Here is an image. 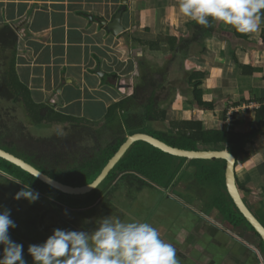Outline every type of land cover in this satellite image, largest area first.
<instances>
[{
    "label": "crops",
    "instance_id": "0c3cea01",
    "mask_svg": "<svg viewBox=\"0 0 264 264\" xmlns=\"http://www.w3.org/2000/svg\"><path fill=\"white\" fill-rule=\"evenodd\" d=\"M178 4L179 0H128L122 18L125 31L120 36H114L102 28L98 20L111 21L122 8V0H0V29L9 26L18 34L16 72L20 81L29 88L33 102L36 105H46L50 110L65 116L77 117V120L83 121L84 116L88 117L87 112L93 117L101 109L105 113L102 116L108 117L114 105L134 95L137 86H140L137 82L144 81L146 76L158 81L154 88L148 89L146 95L156 96V110L166 112V116H160L159 120L151 121L150 125L146 124L137 132L132 133L124 128L125 136L139 132L152 135L156 131L160 132L159 127L176 136L173 123L195 119L202 121L204 128L214 122L211 128L218 131L217 119L207 118L205 114L216 112V107L222 110L224 124L220 128L227 125L235 134H242L240 129L243 127L244 135H253L252 140L244 146V151L250 158L247 159L242 154L240 159L246 158V165L251 166L255 173L258 172L260 178H256L259 181L255 183L250 177L251 173L244 170L245 177H248L245 180L249 184L242 183L243 178L240 182L251 192L263 193L261 199L264 200V191L260 186L264 177V123L255 122L256 111L264 106V12L259 27L254 32L240 34L230 26L212 22L209 30L216 29L217 33L201 37L198 43L191 44L187 53H177L171 50L167 39L176 37L179 39V46L184 41L193 42L197 36L193 26L195 22L178 14ZM133 33L137 37L132 36ZM157 37L162 41L160 50L151 51L149 43ZM159 60L172 67L167 66L161 74L170 75L174 69L181 78L178 86H183L177 89L175 98L167 100L166 109L163 110L160 107L165 101H161L159 95H156L163 86L160 82L161 74L151 76L155 64L160 63ZM247 65L259 72L255 76H251V73L242 75L243 67ZM98 67L104 76L97 74ZM158 68H162L161 65ZM157 71L160 72V69ZM200 80L203 89L198 96L208 97V103L214 105L211 110H205V113L194 102V90L190 92L189 88L192 83L198 84ZM104 82L108 87L104 86ZM163 91L161 89L160 92ZM226 95L233 98L230 99V104L231 101L234 103L229 105L230 108L223 109L217 103ZM213 99L219 100L214 101V104ZM130 105L131 109L134 107L133 110H136L134 114L137 111L145 114L143 109H139V102H131ZM171 106L175 110L172 115L176 113L182 117H169L167 111ZM77 110H80L79 114L74 115L73 112L76 113ZM190 110H196L197 114L192 116L189 113L190 117L186 116ZM122 113L121 110L117 112L118 124L119 121L122 124ZM94 117H97L96 121L100 120L98 115ZM94 117H89L91 128H97L91 126ZM66 122L62 117L55 120V123ZM164 123L168 125L165 127ZM207 146L220 147L214 144ZM147 148L152 150L148 146ZM223 149H227V146ZM165 161L171 163V167L182 164L180 161L174 165L170 156ZM188 162L189 165L191 161ZM248 196L260 203L261 199H257L255 194ZM163 199L164 197L162 201ZM166 201L159 209L162 212L172 209L166 207V203L173 207L175 204L180 206L174 200ZM258 203L251 202L252 205ZM195 228H181L179 233H193ZM255 255V252H249V256L254 258Z\"/></svg>",
    "mask_w": 264,
    "mask_h": 264
},
{
    "label": "rangeland",
    "instance_id": "374dc122",
    "mask_svg": "<svg viewBox=\"0 0 264 264\" xmlns=\"http://www.w3.org/2000/svg\"><path fill=\"white\" fill-rule=\"evenodd\" d=\"M160 33H162V31H160ZM160 33L158 32V34H160ZM132 36L137 37L135 33H133ZM157 39H159V38L157 37L156 40ZM158 59H160V58H158ZM160 65L162 68H158V69H160V72H159V71H157L158 70L157 67ZM167 66H169V64H167V63L163 64V62H161V61H160V63H156L155 68L153 69V71H152L153 73L151 74V76H153V75L155 76L156 74H159V73L160 74L164 73L165 69L168 68ZM170 67L171 66H169V68ZM161 71H163V72H161ZM177 75H178V73H176V71L174 69L170 75L169 74H167V75L161 74L160 82H161V85L163 84V86H161L158 89V93H156V95H159L161 101H163V102L165 101L161 106L162 108L160 107L161 110L166 109L165 107H166L167 100L169 101L171 98L176 97L175 93L177 94V89L180 87H183V86H178L181 84V82H179V81H181L180 80L181 78H179L180 76H177ZM142 82L140 80L137 82V84L140 86H144L145 83L142 84ZM104 86L108 87V84L104 82ZM189 88H190V92H193V90H194V92H193L194 96H195L196 90H199V92L202 93V89H203L202 84L198 85L197 83L196 84L192 83V85H190ZM161 89H164L163 93L160 92ZM126 95L127 94H125V96ZM154 97L156 98V96H154ZM202 99L205 102L206 101L208 102V100H209L208 97L206 98L205 96ZM220 99L221 100L219 102H218L219 99H217V101L213 99V102L214 101L218 102L217 105H219V104L222 105L223 109L224 108H230L229 105L234 103L231 101V104H230V99H233V98H231V96H229V95H226L225 97H222ZM194 102H196V97H194ZM216 102H214V104ZM235 102H237V100ZM146 104H148L147 100L145 103H143L139 107V109L141 108L144 111L143 105H146ZM4 105L12 113V115H11L12 117H10V119H8L7 123H9V128L11 129L13 135L11 136L12 138H9V136L4 137L3 138L4 140L1 141L2 146H4L6 143H11L15 146L17 145L19 147L20 151H23L27 155H30V156H33L35 153H37L38 149H42L44 147L46 148L45 152L46 153H49V152L53 153L52 155L57 154V156H58L59 151L64 152L63 149L57 150V146L53 145L51 142H47L49 140H45L47 138L55 137L58 135H60V136L66 135L64 133L65 132L64 130H62V129L60 130V128L49 127L48 124H46L47 127H44V128H48V129H54L55 128L56 131L51 130L50 133L45 132L46 129H43L42 126L39 127L40 128L39 129L36 126V124H34L33 120L31 118H29L26 110L24 109L23 105L20 102H12V101L9 102L8 101V102H4ZM102 107H103V105H102ZM173 111H175L174 107L171 106V108H169L167 111L169 117L173 114L172 113ZM190 111L186 114V116L190 117L189 113H191L192 116H195L194 113H196V110H190ZM200 111L202 113L204 111V113H205L204 107H201ZM221 111L222 110H220L216 107V112H213V113L212 112H210V113L206 112V114H205V115H207L206 116L207 118L210 117L211 119H213V117H215V119H217L216 123L218 125H216V127L218 130H220L221 129L220 127L224 124L223 123L224 122L223 121V112H221ZM78 112H80V110H77L76 113L73 112V114L77 115V114H79ZM139 112H142V111H139ZM103 114H105V113L101 112V109H98L94 113L93 117L95 115H98L100 117V120L96 121L97 117H94L95 119H94V122L91 121V123H92L91 126L97 127L95 129L96 131L101 130L100 134H102L105 138L104 139V145H105L106 142H108L109 137L114 136L113 130L114 131H115V129L119 130L118 127L120 126V124H118V120H117L116 116H111L108 118L105 115L102 116ZM86 115L88 117L84 116L85 120H83V121L77 120L76 119L77 117H74L73 122H72V120L70 122H72V124H74V125H80L83 127H86V126L90 127V123H89L90 118L89 117H91V119L93 117L88 112L86 113ZM172 116L174 118L182 117L180 115H177L176 113H175V115H172ZM229 119L231 120V118H229ZM248 120H250V119H248ZM167 122L169 124L171 123V121H167ZM168 123H164L165 127H166V125H168ZM212 123H214V122H211L209 124V126L207 124V126L205 128L207 131H213L211 128ZM150 124L151 123H149L148 125H150ZM247 127L249 129L250 125H248ZM160 128L162 129V131ZM148 129L151 130L150 128H148ZM159 131L160 132L156 131L157 133L156 132L155 133L157 135L167 134L170 137L173 135L172 132L168 133L165 130V128H163V127H159ZM244 131L245 130L242 127L240 129V132L243 134ZM53 133H55V134H53ZM25 134H26V136H25ZM92 134L93 133H91L89 135L92 136ZM7 139H8V142H7ZM42 140H43V142H42ZM88 141H89V139H88ZM92 145L93 144L91 142H87L83 145V148H85V150H86V148L90 149L92 147ZM222 147L220 145L219 148H222ZM225 148H226V146H225ZM67 150H69V149H67ZM90 154H92V153H90ZM18 156L24 158L21 155H18ZM244 157H246V156H244ZM244 157H243V159H240V162L238 163V166H237L238 179L240 181V179L243 178L241 180V182L242 183L244 182V184L248 182V184H249V181L245 180V178L248 179V177H245V173H244V170L245 171L248 170V172L251 173L250 177L252 178L253 182L256 183V181H259V179H256V178H260L259 174H258V172L255 173V171L252 170L253 168L251 166L246 165L247 161H246V158H244ZM52 161H53V159H52ZM68 161L71 162L70 159ZM188 163H189L188 161L184 162V160H182L181 166H179V167L175 166L174 170L171 167L169 173H167V175H166V179H164V181H163V183H164L163 187L165 186L166 190L168 189L170 191L171 183L174 185H178V182H182V181L188 182L186 180L187 178L191 179L190 180L191 183L196 181V183L198 184V187L200 189L203 188L205 186V181H202L200 179V177L202 175L201 169L204 167L203 165L208 164V166L211 165L213 167V165H218L220 162H195V161H191L189 165H188ZM194 163H198V164H194ZM203 163H206V164H203ZM64 164H65V162L61 158L58 157L56 159L57 168H56V166L53 167V170L48 174L49 175L51 174L54 176L56 174H57V176L61 175L60 173H63V172H59L58 169H61V166ZM242 164H244L245 166H243ZM168 184H170V185H168ZM263 184H264V177L262 180V184L260 185L263 188L262 190L264 191ZM4 188H5V186L3 184L2 185L0 184V212H3L5 210L10 212V218L14 221L16 227L9 229V236L11 238V234L15 233V237L17 240L15 238L14 239L11 238V240L18 243V244L23 245L24 259L27 261V264H33L32 258L28 254V251H27L29 245H32V244L38 245V244L44 243L46 241V239L53 234V231L55 229L68 230V231H81V230L86 231L85 230L86 224H85V226H82V220L81 219L79 221V227H80L79 229L71 228L68 226L67 222H69V221L71 222L72 220H74L73 215L69 211L63 212L65 209L62 210V209H60L61 207L56 206L55 209L60 210L61 211L60 214L56 213V215L55 214H49V215L45 216L43 214V212H44V210H47L48 203H46L44 201L37 200L36 202L29 204L28 201H26L24 199H21L19 201L15 200L14 198L10 199V198H8V193L7 192L5 193ZM105 188H106V186L103 189H105ZM180 188H182L181 185L179 186L178 194L182 193V190ZM194 189H198V188L192 187V190H194ZM155 190L145 189L144 192L141 194V196H143V198H139L140 200L137 202H136V196L139 193H132V192H130L131 190L129 191L126 188L121 189L120 191L118 189L113 194H110V193L106 194L107 195L106 197L109 198L110 202L117 205V210L116 211L112 210L111 206L109 207V209L103 210V212L105 213L104 218L108 217V213L111 209L112 212H115L116 215L119 214V216H121V219H124V220H128V219L133 220L134 219V220H139L141 222L150 223L153 227H155L160 232L161 238L164 241L173 245V247L176 250V258L178 260V264H248L247 261L249 258V252H247V250L244 251L242 249V247L238 248V250H236L237 249L236 244L233 242L232 239L228 238L223 232L215 230L213 227L209 228V226H210L209 224H207V225L204 224L202 227L195 228L196 224L202 222L201 219H199L196 216H193L192 214H190L187 211H184L179 205L175 204L176 206L173 207L172 205L166 203L165 204L166 207H168L169 209L170 208H172V209L165 211V212L160 211L159 209H160L161 205L163 204V202L165 200H167V197L165 198L166 194H163V192L158 191V189H155ZM184 190L185 189L183 188V191ZM18 191H20V190L14 189L13 193L16 194ZM211 191L213 193L216 191L212 185L209 186V190H207L206 193H204L200 196L198 201H200L201 204H202L203 200H207L206 202L212 200V202H213V197H212ZM258 192L254 191L253 193H255V197L257 199L258 198L261 199V196L259 195ZM95 193L98 195H101L100 192H98V191ZM15 194H12V196L14 197ZM159 194H161L162 196H160ZM189 194H191L193 196V192H189ZM247 194L248 193L245 192L244 196L246 197ZM9 195H11V194H9ZM91 195H93V194H91ZM248 195H251V194L249 193ZM88 197H90V195ZM88 197L84 198V200H81V199L79 200L78 198L74 199V200L76 202L81 201V203H86ZM162 197H164L163 201H162ZM246 203L248 204L247 201H246ZM148 204H149L150 209H148ZM210 204H211L210 202L206 203V209H205L206 211L208 210V205H210ZM61 205L67 206L65 204H61ZM71 205L77 206V204L76 205L71 204ZM72 206H70V208H72ZM67 207H69V206H67ZM50 209H53V207L50 206ZM72 209H80V208H72ZM158 210L160 213L158 212ZM199 210H202V209L199 208ZM75 211H76V213H78L77 215H80L78 210H75ZM117 211H119V213H117ZM175 211L178 213H181V211H182V213L179 215ZM100 212H101V207L84 211L81 213V215H83L85 217L87 215L86 218H91V219L93 218L94 223H98V221L101 220V218L98 217V214ZM93 214H95V215H93ZM217 216L220 217L219 213H217ZM261 220L263 221V219H261ZM164 227H166L167 230H169V228H172L173 230H175L176 234H178V235L176 237L171 236L167 230L163 229ZM181 228H187V229H191V228L194 229L195 228V230L193 233L192 232H190V233L183 232V233L179 234V231L182 230ZM243 233H245L244 230H243ZM174 235H175V233H174ZM237 251H238V253H237ZM26 252L28 255L26 254ZM255 264H256V262H255Z\"/></svg>",
    "mask_w": 264,
    "mask_h": 264
},
{
    "label": "trees",
    "instance_id": "16d2710c",
    "mask_svg": "<svg viewBox=\"0 0 264 264\" xmlns=\"http://www.w3.org/2000/svg\"><path fill=\"white\" fill-rule=\"evenodd\" d=\"M211 24L213 23L211 22ZM193 26L197 31V36L193 39V42L184 41L181 45L178 46L179 39H177L176 37L167 39L168 42H170L171 50H173V52L175 51L177 53H187L192 43H198L199 40L203 38V36H211L218 31L216 29L209 30L212 25L209 27H203L194 23ZM18 40L19 37L17 32L11 27L4 26L0 29V103L8 101L20 102L26 110L29 118L33 120L34 124L55 122L56 118L60 119V117H62L66 121L70 122L72 120L73 122V117L57 113L54 110H50L46 105H36L33 102L29 88L20 81L16 72ZM161 42V39L150 42V50H160ZM258 72V69L252 68L250 65H247L243 67L241 74L246 75L251 73V76H255V74H257ZM143 80L144 81L142 82V84L145 83V85L137 86L133 96L122 101L120 104L114 105L110 109L108 116V118L111 116H116V118H118L117 112L121 110V112H123L122 125L126 130L132 133L137 132V130L143 129L146 124H149L153 120H159L160 116H166V112H160L156 110V107L158 106L157 98H155L154 96H146L148 89L154 88L158 84V81L150 78L149 76L144 77ZM200 84H202L201 80L198 82V85ZM198 95H201V92H199V90H196L195 97L197 100V106L204 107L206 111L211 110L214 105L212 103L203 101L201 96ZM146 100L148 101V104L143 105L146 116L145 114L142 115V112L138 111V113L136 112V114H134L136 110H133L134 107L131 109V102L135 103V101H137L142 105L146 102ZM6 112L7 110L3 111V108L0 107V134H4L6 132V127L3 123H1V119L2 117L4 118ZM255 122L264 123V106L256 111ZM119 123L121 124V121H119ZM173 130L177 137H170L167 134L157 135L156 133H152V136L166 142L173 147L187 150H195L199 143H203L206 145L214 144L215 146L221 145L223 146V148L227 146V150L233 153L237 160L241 158L242 154H245L247 159L250 158L249 154H246V152L244 151V146L249 143L250 140H252V134H235L233 129H230V127L227 125H224L223 128L218 131H207L205 130L202 121H199L198 119L185 123H173ZM1 137L2 136H0V145ZM124 141L125 140L123 138L119 139V141L115 145H113V147H109L111 152L107 155L106 158L96 161L95 165L92 164L95 169L94 173H88L81 178L78 177L74 172H63L60 173L61 175L59 176H57V174L55 176L50 174V176L67 185L84 186L90 184L98 177L105 164L121 147ZM12 145L13 144L11 143H6L3 147L8 151L13 152L14 148H11ZM167 156L168 155H165L164 153H161L157 150H149L147 146L138 143L132 148L130 153L117 167V169L111 172L108 180H114L117 175L124 172L125 174H123L122 176L123 180L134 179L143 185L149 184L147 181H145L148 180L151 183L156 184L157 186H163V181L164 179H166V175L171 169V165L165 161ZM92 165H90V167ZM224 169L225 165H218L216 167H212L211 165L206 167L204 166L201 169L202 175L200 179L212 182L214 186L219 189L220 187H223L224 184V177L222 173V170ZM0 171H3L9 175L7 176V178L0 175V184H3L5 186V192L9 191L10 189L21 190L23 186H30L33 191L38 192L39 194L44 195L47 198L53 199L58 203L65 204L69 207L72 206L71 204H77V206H72V208L91 207L97 202L100 197V195L93 193V195H90V197H88L86 203H81V201L76 202L74 199L59 193L57 190L45 185L33 176L20 171L13 165L1 159ZM141 176L145 180L142 179ZM8 177H12L13 180L19 181L23 186L11 182L13 180H10ZM217 195L216 205L219 207L221 212L226 215L228 221H230L233 226H237L242 221H245L244 218L238 213L233 203L221 190L218 191ZM11 238L16 239L15 233L11 234ZM262 245L264 250V244ZM2 250V246H0V254H2Z\"/></svg>",
    "mask_w": 264,
    "mask_h": 264
},
{
    "label": "clouds",
    "instance_id": "9594fccd",
    "mask_svg": "<svg viewBox=\"0 0 264 264\" xmlns=\"http://www.w3.org/2000/svg\"><path fill=\"white\" fill-rule=\"evenodd\" d=\"M262 12L264 0H179L178 4V14L197 25L219 22L240 34L256 31ZM13 198L32 204L39 193L24 186ZM15 227L10 212H0V264H27L23 245L9 236ZM27 251L33 264H178L173 245L150 223L112 215L99 220L90 232L55 229L44 243L29 245Z\"/></svg>",
    "mask_w": 264,
    "mask_h": 264
},
{
    "label": "flooded vegetation",
    "instance_id": "af4514ba",
    "mask_svg": "<svg viewBox=\"0 0 264 264\" xmlns=\"http://www.w3.org/2000/svg\"><path fill=\"white\" fill-rule=\"evenodd\" d=\"M0 107L3 108V111L7 110L6 114L4 115V118L2 117V119H1V123H3L4 126L6 127L5 128L6 132L4 134H0V136H2L1 137V141H2V140H4L3 138L6 136L7 137L9 136V138H12L11 136L13 135V133H12L11 129L9 128V123H7L8 119H10V117H12L11 116L12 113L5 107L4 102L0 103ZM46 124L52 125V127L60 128V130L62 129L65 131L64 133L66 135H63V136L58 135L55 137L45 139V140H49L47 142H51L53 145L57 146V150L63 149L64 152L59 151L58 156H57V154L52 155L53 153H50V152L46 153L45 152L46 148L44 147L42 149H38L37 153H35L33 156H30V155H27L25 152L20 151L19 147L17 145L16 146L13 145L11 148H14L13 152L17 153L18 155L23 156L26 160H28L29 162L34 164V166L37 169L41 170L42 172L46 173L47 175H49L48 173H50L53 170V167L56 166V168H57L56 159L58 157L61 158L65 162V164L61 166V169H58L59 172H64V173L74 172L80 178L87 175L88 173H94L95 169H94L93 165H95V162L98 160L106 158L107 155L111 152L110 148L113 147V145H115L119 141L120 138L121 139L123 138L124 140H126V138L128 137V136H125L126 133H125L124 126L120 123H119L120 126L118 127L119 130L115 129V131H114L112 129L114 132V134H113L114 136L109 137V140H108V142H106L105 145H104V139L105 138L102 134H100L101 130L96 131L95 130L96 128H91L88 126L83 127L80 125H74V124H72V122H69V121H67L64 124L51 122V123L36 124V126L38 128L42 126L43 129H46L45 132H48V133H50L51 130H55V128L54 129L44 128V127H47ZM91 133H93L92 136L89 135ZM53 134H55V133H53ZM25 136H26V134H25ZM88 139H89V141H88ZM7 142H8V139H7ZM42 142H43V140H42ZM87 142H91L93 145L90 149L86 148V150H85V148H83V145ZM67 149H69V150H67ZM90 153H92V154H90ZM52 159H53V161H52ZM69 159L71 162L68 161ZM214 162H217V161H214ZM90 165H92V166L90 167ZM218 165L224 166V164H222L221 162ZM218 165H213V166L216 167ZM237 166H238V164H237ZM3 173H5V172H3ZM236 173H237V167H236ZM123 174H125V173L123 172V173L117 175L114 180H108L106 188L100 193L101 195H100L99 199L91 207L72 209L70 207L61 205L62 203L59 204L58 202L54 201L53 199L47 198V197L39 194L38 200L48 203L47 210H44L43 214L45 216L49 215V214H55L56 215V213L60 214L61 211L55 209L56 206H59V207H61L60 209H62V210L65 209L63 212L69 211L74 217V220H72L71 222L70 221L67 222L69 227L79 229L80 228L79 227V221L81 219L82 220V226H85V224H86L85 230L90 232V231L95 229L96 223H94L93 218L92 219L86 218L87 215H86V217L81 215L82 212L90 210V209L101 207V212L98 214V217L103 219L104 214H105L103 212V210L109 209L110 206L112 207V210H115V211L117 210V205L110 202L109 198L106 197L107 196L106 194H109V193L113 194L118 189L120 191L121 189L126 188L129 191L131 190L130 192H132V193H139L137 195L138 197L136 196V202H137L140 200L139 198H143V196H141V194L144 192L145 189H152V190L154 189L155 190V189L159 188L158 189L159 191L163 192V194H166L165 198L167 197V201L170 199V200H174V201L178 202L184 211H187L190 214H192L193 216H196L199 219H201L202 222L196 224L197 227H202L204 224H206V225L209 224L210 225L209 228L213 227L215 230L223 232L228 238H231L233 240V242L236 244V247H237L236 250H238V248L242 247V249L244 251L247 250V252H250V253H251V251L255 252L256 255L254 258L252 256H249L248 261H247L248 264H255V262H256V264H264V262L262 261L263 259L260 257L261 256L260 253H262L264 255V250H263V245H262L263 242L261 241L260 237L255 232V230L250 228L248 226V224H245V221H242L237 226H233L232 223L230 221H228L226 215L223 214L221 212V210L219 209V207L216 205V197L218 196L217 195L218 191H220V190L222 191V187L217 189V187L214 186V184L212 182L202 180V181H205V186L200 189L198 187V184L196 183V181L191 183L190 182L191 179L187 178L186 180L188 182H185V181L178 182V185L182 186V188H180L182 190V193L178 194V190H179L178 185H174L171 183V189L169 191L168 189L166 190L165 186L164 187L163 186H161V187L157 186L156 184L151 183L148 180H145L142 176H141V178L144 179L145 181H147L149 184L143 185L134 179L123 180L122 179ZM1 176H3V175H1ZM7 176H9V175H7ZM7 176H6V178H7ZM3 177H5V176H3ZM9 179L13 180L12 177H9ZM19 185H21V184H19ZM168 185H170V184H168ZM211 185L214 187V189L216 191L214 193L211 191V194L213 197V202H212V200L208 201L211 204L208 205V210L206 211L205 210L206 209V203H208V202H206L207 200H203V202L201 204L198 201V199L200 198V196L202 194L206 193L207 190H209V186H211ZM238 185H239L240 190L242 191V194H244L245 192L247 193L249 191L248 189H246V187L244 185H242L240 183L239 179H238ZM21 186H23V185H21ZM192 187H196L198 189L192 190ZM183 188L185 189L184 191H183ZM9 191H7L8 198L11 199V198H13L12 194H15V193H13L14 190H9ZM189 192H193V196L191 194H189ZM9 193L11 194L10 196H9ZM248 193L252 194L253 192L249 191ZM253 194H255V193H253ZM259 195L262 196L263 193L259 192ZM248 205H249V208L252 211V213L264 225V200L261 199L260 203H258L257 205H252L250 202H248ZM50 206H52L53 209H50ZM199 208H201L202 210H199ZM148 209H150L149 204H148ZM75 210H78V212L80 213L81 216L77 215L78 213H76ZM112 210L110 209L108 216L112 215L113 217L121 218V216H119V214L116 215L115 212H112ZM218 210L221 212V214H219L220 217H218L217 213L215 212ZM117 213H119V211H117ZM93 215H95V214H93ZM261 219H263V221ZM237 228H238V230H236V232L239 231L241 228V233H239V234H244L248 237L252 236L255 238L256 241H258V251L256 249H253V248L249 249L239 239H236L234 236L229 235L230 233H232V231H234V229H237ZM163 229L167 230L166 227H164ZM243 230L245 233H243ZM167 231L169 232V234L171 236L176 237L178 235V234H176L175 230H173L172 228H169V230H167ZM174 233H175V235H174ZM237 253H238V251H237Z\"/></svg>",
    "mask_w": 264,
    "mask_h": 264
},
{
    "label": "water",
    "instance_id": "95a60500",
    "mask_svg": "<svg viewBox=\"0 0 264 264\" xmlns=\"http://www.w3.org/2000/svg\"><path fill=\"white\" fill-rule=\"evenodd\" d=\"M123 6L114 16L111 21H106L104 19H99V23L102 28L106 29L108 32L112 33L114 36H120L124 33L125 29L122 25V18L126 11V6L128 0H122ZM92 19L91 16H89ZM98 75L104 76V73L101 71L100 67L96 70ZM172 136H175L174 134ZM143 144L150 147L152 150H157L165 155H168L173 158L174 165L180 163V161H197V162H221L225 165V169L222 171L224 177V184L222 187L223 193L227 198L233 203L238 213L244 218L245 223L248 226L255 230L257 235L260 237L261 241L264 244V225L258 220V218L252 213L247 202L258 203L256 199H249L250 197L242 194V191L238 185V177L236 173V167L238 160L227 149L219 147H211L207 145H198L195 150H187L173 147L166 142L152 136L151 134L145 132L134 133L128 136L125 142L121 147L116 151V153L108 160L105 164L98 177L90 184L84 186H74L61 183L53 178H51L46 173L37 169L34 164L18 156L14 152H10L2 145H0V159L13 165L22 172H25L37 180L41 181L45 185L57 190L59 193L73 199H81L88 197L89 195L95 192H102L104 187L108 183V176L111 172L115 171L117 167L124 161L127 155L130 153L132 148L136 144ZM173 165V166H174ZM174 168V167H172ZM0 173H3L0 171ZM9 178V177H8ZM250 200V201H249ZM252 200V201H251ZM217 213L221 214L218 210ZM237 229H234L229 235L234 236L236 239H239L243 244L249 249L253 248L258 251V241L254 237L246 236L241 233V228L238 232ZM254 241V242H253ZM262 261L264 262V255L260 253Z\"/></svg>",
    "mask_w": 264,
    "mask_h": 264
}]
</instances>
